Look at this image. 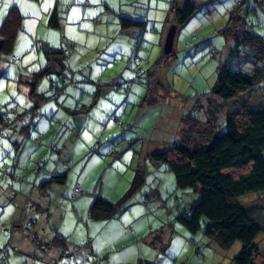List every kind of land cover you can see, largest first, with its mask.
Masks as SVG:
<instances>
[{"label": "rangeland", "instance_id": "obj_1", "mask_svg": "<svg viewBox=\"0 0 264 264\" xmlns=\"http://www.w3.org/2000/svg\"><path fill=\"white\" fill-rule=\"evenodd\" d=\"M35 1L32 15H41V0ZM185 1L47 0L43 10L46 5L51 10L43 25L26 19L11 52L0 55V113L19 107L22 116L4 128L5 135L0 133V169H10L8 175L0 174V186H6L1 199H9L0 208V249H6L10 264H90L89 241L97 234L94 246L101 253L107 246L121 260L141 249L153 264H233L242 244L236 242L230 250L218 247L205 234L206 218L195 233L180 223L178 217L199 197L193 189H178L174 173L152 155L179 139L182 115L197 117L206 114L207 106H219L212 91L224 65L254 73V64L242 59L246 51L238 54L233 37L223 31L243 3L247 29L264 37L263 0H191L198 10L178 28L167 54L166 38L176 23L172 4L180 7ZM55 9L60 28L49 25ZM121 17L146 21V27L122 30ZM49 48L64 50L65 76L56 71L42 75L37 96L30 98L28 81L48 64ZM260 66L261 89L227 103L219 116L239 108L241 100L264 109V61ZM52 86L61 93L45 101L33 117L30 136L20 138L33 101L49 96ZM160 91L167 95L166 104L153 101ZM220 122L222 129L225 122ZM201 129L207 131L205 125ZM19 139L22 148L16 147ZM19 160L20 179L15 180ZM30 161L33 167L40 162V174L25 170ZM138 169L145 171V184L119 212L109 219L91 218L95 198L118 203ZM63 175L65 181L55 179L45 193L35 190L42 181ZM76 184L82 192L73 199ZM240 202L261 226L255 241L264 253V192L245 195ZM130 228L141 232L142 240L127 247L116 244L118 235ZM58 233L68 244L51 248Z\"/></svg>", "mask_w": 264, "mask_h": 264}, {"label": "trees", "instance_id": "obj_2", "mask_svg": "<svg viewBox=\"0 0 264 264\" xmlns=\"http://www.w3.org/2000/svg\"><path fill=\"white\" fill-rule=\"evenodd\" d=\"M134 6H137L136 2ZM242 6L243 3L231 13L223 32L233 37L238 54L246 51L243 52L245 56L243 55L242 59L254 64V73H244L240 68L234 69L229 65H224L220 69L212 91L215 99L221 101L219 106H207L206 114H200L198 118L182 115L178 134H176L179 139L172 142L168 149L154 153L152 160L158 164H165L174 173L178 189H193L199 197L188 211L178 217L180 223L195 233L201 228L203 218H206L208 225L205 234L218 247L230 250L236 242L242 244L241 250L233 258V264H264V253L255 241L261 232V226L247 215L246 209L240 202V198L245 195L264 192V109L259 105L249 106L241 100L239 108L231 107L224 117L219 116L220 113H224L222 109L227 103L242 99L246 95L250 98L254 91L262 87L260 63L264 61V37L247 29L246 25L249 21L245 18ZM260 6L264 12V0L260 2ZM197 10L198 7L191 0H186L180 7L174 2L172 11L175 13L176 23L173 25L178 30L180 26L191 20ZM24 19L18 7H12L9 10L0 29V38H3L0 55L11 52L19 33L23 30ZM49 25L60 28L57 9L53 11ZM120 27L122 30L132 28L143 30L146 27V21L121 17ZM46 55L48 61L46 67L31 76L28 81L30 98L37 96V86L42 75L56 71L65 76L63 74L64 50L49 48ZM15 58L13 56L12 59ZM139 60L135 61L140 63L141 60ZM51 63L55 64L53 70H51ZM138 69L140 72L141 67ZM73 86L77 88L76 85ZM50 89L49 96L40 94L42 96L38 95L35 102L33 101V107L29 111V121L25 125L28 131L34 123L33 117L39 115L38 110L46 104L45 101L61 93L53 86ZM162 93L163 91H160L152 95L153 101L159 105L167 103L165 100L167 95L163 96ZM10 110H14L15 114L12 113L10 119L7 120ZM221 119L225 122L222 129H220ZM21 120L19 107H11L2 111L0 113V133L5 135L3 132L5 127L14 126ZM203 125L207 129L206 132L201 129ZM25 136L28 137V134ZM39 142H41L40 139ZM17 144L19 148L24 145L22 142ZM38 166L32 167V173L38 174L42 168L40 162ZM6 169L8 171L5 172ZM9 173L8 167L0 169L1 175ZM66 176H54L51 180H44L39 189L46 192V188L55 182V179L61 178L62 180L59 181L63 182ZM13 179L19 180L20 177L13 174ZM145 180V171L138 169L130 189L118 203L113 204L101 197H96L90 208V217L96 219L113 217L119 212L121 206L145 184ZM77 187L79 185L74 186L72 191L73 199L79 196V192L75 191ZM57 235L51 243L52 247L57 246L58 248L68 244L66 237L59 233ZM4 253L10 264L5 248L0 249V264H2ZM100 262H102V257ZM147 264L153 263L147 261Z\"/></svg>", "mask_w": 264, "mask_h": 264}, {"label": "crops", "instance_id": "obj_3", "mask_svg": "<svg viewBox=\"0 0 264 264\" xmlns=\"http://www.w3.org/2000/svg\"><path fill=\"white\" fill-rule=\"evenodd\" d=\"M46 1L47 0H41V2L39 3L40 4V9L42 10V14L41 15H38V14L37 15H32V14H34L36 12V8H35L36 1L35 0H0V29H1L2 25H3V23L5 22V19H6L7 15H8L9 10L12 7H15V6L18 7L21 10L22 14L24 15L25 19L23 21V26H27L26 19L28 20L30 18H33L34 20L38 21L40 25H43V23L46 21L47 17L49 16V13H50V10H51L50 7L47 8V10H43V7H44ZM5 4H7V7H4ZM28 90H29V88H28ZM178 129H179V125H178V128L176 129V134H178ZM27 134H28V136H30V131H28L26 129V127H25L20 132V138H21V136L27 135ZM19 141H20V139L16 141V144ZM19 163H20V160L18 162V165L13 170L12 178H13V174L16 175ZM32 167H33V163H31V161H30L29 164L26 163L25 170L26 171L27 170L30 171ZM40 172H41V170H39L38 174H40ZM76 185H79V184H76ZM5 187L6 186H0V208L2 206H4V207L7 206L8 203H9V199H5L4 201H2V199H1L2 193L5 191ZM35 190L36 191L39 190L41 193H45L44 191H41L39 189V187H36ZM3 215L5 216V210L1 213V216H3ZM2 227H4L3 224L0 225V237L4 234V230L1 229ZM140 237L142 238V233L141 232H137L136 230H133V229L130 228L128 231H125V232L123 231L120 235H118V238L116 240V244H118L120 242H123V243H121V244H123L122 246L127 244V245H125L127 247L130 244H132L134 242H137L140 239ZM98 238H99V234L95 235V239L94 240L90 239V241H89V245H90V250H89L90 252L89 253H91V255H92V258H91L92 261H93V257L95 258L96 256H101L102 257V262H100L98 264H125V262H127V260H133L132 264H147V260H148L147 259V255H146L147 254V250L143 249L145 251V253L142 254L141 253V249H140V250H138L137 253H132L131 254L132 257L127 256V258H123L121 260V259H119V257L115 258L111 254V251H108V249H106L107 246L101 247V250H103L102 253H101L100 252V247L96 248L94 246V243H95L96 240H98ZM140 240H142V239H140ZM145 240L148 243H150L148 237H147V239L145 238ZM51 248H53V247H51ZM54 248H56V247H54ZM62 256H63L62 252H60V257H62ZM92 261L90 262V264H94L96 262V259L94 260L93 263H92Z\"/></svg>", "mask_w": 264, "mask_h": 264}, {"label": "water", "instance_id": "obj_4", "mask_svg": "<svg viewBox=\"0 0 264 264\" xmlns=\"http://www.w3.org/2000/svg\"><path fill=\"white\" fill-rule=\"evenodd\" d=\"M176 32H177V27L173 25L168 32L165 42V51L167 54L171 53L173 50V44H174ZM2 44H3V38H0V52H1Z\"/></svg>", "mask_w": 264, "mask_h": 264}, {"label": "built area", "instance_id": "obj_5", "mask_svg": "<svg viewBox=\"0 0 264 264\" xmlns=\"http://www.w3.org/2000/svg\"><path fill=\"white\" fill-rule=\"evenodd\" d=\"M86 5H87L88 7H90V6H91V3H90L89 1H87V2H86ZM12 113L15 114V111H14V110H10V111H9V113H8V115H7V120L10 119V115H11ZM6 171H8V170L6 169L5 172H6ZM75 191L80 193V192H81V189H80L79 187H77ZM1 229L4 230V227H2ZM2 260H3V261H2V264H8L7 256H6L5 253H4V257H3ZM100 261H101V258L98 257L97 260H96V263L98 264V263H100Z\"/></svg>", "mask_w": 264, "mask_h": 264}, {"label": "snow or ice", "instance_id": "obj_6", "mask_svg": "<svg viewBox=\"0 0 264 264\" xmlns=\"http://www.w3.org/2000/svg\"><path fill=\"white\" fill-rule=\"evenodd\" d=\"M92 2L95 3V2H98V0H92ZM48 6H50V5H46V6H45V10H47V7H48ZM4 7H7V4H5Z\"/></svg>", "mask_w": 264, "mask_h": 264}]
</instances>
